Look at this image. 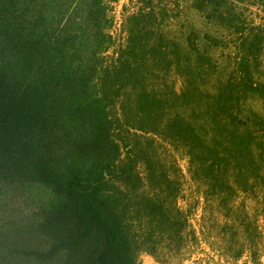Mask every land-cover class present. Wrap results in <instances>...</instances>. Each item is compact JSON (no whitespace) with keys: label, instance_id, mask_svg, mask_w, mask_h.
Segmentation results:
<instances>
[{"label":"trees","instance_id":"16d2710c","mask_svg":"<svg viewBox=\"0 0 264 264\" xmlns=\"http://www.w3.org/2000/svg\"><path fill=\"white\" fill-rule=\"evenodd\" d=\"M119 2L0 0V264H264V0Z\"/></svg>","mask_w":264,"mask_h":264},{"label":"rangeland","instance_id":"374dc122","mask_svg":"<svg viewBox=\"0 0 264 264\" xmlns=\"http://www.w3.org/2000/svg\"><path fill=\"white\" fill-rule=\"evenodd\" d=\"M167 2L169 4V6L171 8H173V15L177 16L180 13L182 14V10H183L184 6L186 4H191L193 2V0H167ZM243 6L244 7H242V11H243L244 19L247 22H250V23L252 21L257 22V23L262 22L263 17H262V14H261L258 7L252 6L249 3H245ZM125 7H127V10H128L127 14H132L138 10L140 5L137 2V0H133V2H130ZM263 262H264V260H263ZM142 264H158V263L150 257H145L142 261Z\"/></svg>","mask_w":264,"mask_h":264},{"label":"water","instance_id":"95a60500","mask_svg":"<svg viewBox=\"0 0 264 264\" xmlns=\"http://www.w3.org/2000/svg\"><path fill=\"white\" fill-rule=\"evenodd\" d=\"M131 0H120L118 7H117V13L120 15L124 9V7L129 4Z\"/></svg>","mask_w":264,"mask_h":264}]
</instances>
